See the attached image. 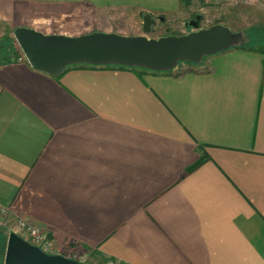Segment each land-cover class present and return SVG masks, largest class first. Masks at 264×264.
<instances>
[{
  "label": "crops",
  "instance_id": "1",
  "mask_svg": "<svg viewBox=\"0 0 264 264\" xmlns=\"http://www.w3.org/2000/svg\"><path fill=\"white\" fill-rule=\"evenodd\" d=\"M194 1L0 0V28L125 35L85 23L169 24ZM50 22L83 28L35 26ZM168 35L179 34L148 38ZM263 49L168 72L75 65L57 78L19 48L0 57V208L100 264H264Z\"/></svg>",
  "mask_w": 264,
  "mask_h": 264
},
{
  "label": "water",
  "instance_id": "2",
  "mask_svg": "<svg viewBox=\"0 0 264 264\" xmlns=\"http://www.w3.org/2000/svg\"><path fill=\"white\" fill-rule=\"evenodd\" d=\"M159 18V21H162ZM200 16L189 22L183 35L148 38L156 19L144 15L142 35L91 32L78 37L43 34L31 28L13 31L15 42L28 65L35 71L57 78L75 65L127 67L154 72L171 71L177 63L200 64L206 57L242 46V34L222 24L199 26ZM3 264H80L61 255H47L10 233Z\"/></svg>",
  "mask_w": 264,
  "mask_h": 264
},
{
  "label": "rangeland",
  "instance_id": "3",
  "mask_svg": "<svg viewBox=\"0 0 264 264\" xmlns=\"http://www.w3.org/2000/svg\"><path fill=\"white\" fill-rule=\"evenodd\" d=\"M194 3V4H193ZM191 4H188V7H185L186 10L183 14L178 15L177 19H174V22L165 23L159 20L156 21V24L152 27L151 32L147 34V37H156L165 33L173 32L174 34L183 35L190 31L191 27L189 22L193 21L196 16H200L201 20L199 21V26L206 28L219 23H228L233 28V32H238L242 34V46L248 47H262L264 48V19L257 24L255 20L249 15L253 5L239 2L237 0H197ZM202 8V9H200ZM261 11L264 12V7H260ZM201 10V11H200ZM260 13V12H257ZM112 20H107L105 22H91L85 23V30H95L97 28L106 29L108 31L119 32L125 35H138L143 34L142 31V21L140 19L134 20V15L124 16H110ZM30 25V23H27ZM71 23L64 22H50L45 25H35L36 27L41 28L43 31L53 33H71L76 34L82 30L81 24L74 23L78 25L79 28L74 31H69ZM89 24V25H88ZM69 28V30H68ZM37 31V30H36ZM14 51H18L17 44L13 37V31L10 28L5 26L0 28V57L3 60L11 58L10 55ZM21 52V51H20ZM21 54V53H20ZM18 55V54H17ZM185 64V62H179L172 70L178 68L180 65ZM188 64V63H186ZM192 65V64H191ZM12 216L8 214H0V263L3 262V256L6 247V241L9 233L15 231V221ZM46 238L47 243L50 245V250L55 254H60V249L54 247L51 233L48 230L42 231ZM68 251V249H67ZM78 252L69 251L62 253L65 257L74 258V257H89L88 252ZM91 262H94L90 259ZM97 263V262H95ZM100 264V263H97Z\"/></svg>",
  "mask_w": 264,
  "mask_h": 264
},
{
  "label": "built area",
  "instance_id": "4",
  "mask_svg": "<svg viewBox=\"0 0 264 264\" xmlns=\"http://www.w3.org/2000/svg\"><path fill=\"white\" fill-rule=\"evenodd\" d=\"M237 1L246 3V4H252L254 2L258 4L256 2L257 0H237ZM19 61H26V59L23 55H21L19 57ZM0 214L2 215L7 214V211L5 209L0 208ZM15 222H16L15 223L16 232H11V233H15L16 235H18L19 237L27 241L29 244L37 247L40 251H42L43 253L47 255H59V254H55L53 251L50 250V245L47 243L46 238L44 236L45 233L42 232L44 231L43 229H39L33 226L32 224H30L24 219L18 218ZM69 259L74 260L80 264H97L95 262H91L89 260V257H85V256H83V258L74 257V258H69ZM0 264H3V262H1ZM103 264H123V263H120L119 261H116V260L107 259L103 262Z\"/></svg>",
  "mask_w": 264,
  "mask_h": 264
},
{
  "label": "trees",
  "instance_id": "5",
  "mask_svg": "<svg viewBox=\"0 0 264 264\" xmlns=\"http://www.w3.org/2000/svg\"><path fill=\"white\" fill-rule=\"evenodd\" d=\"M17 52H18V51H14V52L12 53V55H10L11 58H9V59L11 60V59H15V58H17V57H18V56L16 55ZM262 52L264 53V49L262 50ZM9 59H7V60H9ZM109 67H110V66H109ZM111 67H119V66H111ZM119 68H126V67H119Z\"/></svg>",
  "mask_w": 264,
  "mask_h": 264
}]
</instances>
